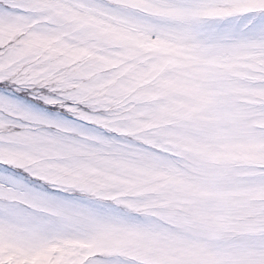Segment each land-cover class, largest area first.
I'll return each mask as SVG.
<instances>
[{
	"label": "snow or ice",
	"instance_id": "obj_1",
	"mask_svg": "<svg viewBox=\"0 0 264 264\" xmlns=\"http://www.w3.org/2000/svg\"><path fill=\"white\" fill-rule=\"evenodd\" d=\"M0 264H264V0H0Z\"/></svg>",
	"mask_w": 264,
	"mask_h": 264
}]
</instances>
